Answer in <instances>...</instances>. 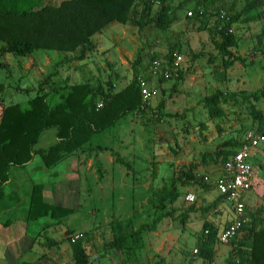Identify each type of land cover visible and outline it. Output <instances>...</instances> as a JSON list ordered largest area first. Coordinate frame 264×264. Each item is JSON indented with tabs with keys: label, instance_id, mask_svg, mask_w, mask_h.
Here are the masks:
<instances>
[{
	"label": "rangeland",
	"instance_id": "rangeland-1",
	"mask_svg": "<svg viewBox=\"0 0 264 264\" xmlns=\"http://www.w3.org/2000/svg\"><path fill=\"white\" fill-rule=\"evenodd\" d=\"M61 1L32 2L55 6ZM193 3L194 0H167V4L173 7L181 4V7L176 12V22L164 33L148 27L138 31L132 26L116 23L108 25L100 34L91 38L95 51L81 62L63 63L54 67L55 63L68 55L45 51L51 57L52 64L46 74L55 72L46 80L44 75H40L39 81H36L33 71L27 73L21 66H13L18 57L15 59L11 55L7 56L8 65L0 67L2 105L24 102L33 95L30 92L27 95L15 93V88H36L43 80L46 81V90L61 85L66 79L69 83L89 84H94L96 80L102 83L109 80L117 92L132 78L131 65L136 53L141 57V64L136 66L137 72L147 78L146 87L151 94L144 102L146 109L142 114H128L106 132L98 134L87 150L70 156L52 168L47 178V182L51 183L47 193L48 201L70 207L74 212L59 223L48 218L31 223L34 232L43 223H48L49 227L45 228L46 238L58 245L47 247L41 236V239L35 237L32 241L16 242L17 247L13 253H18V260H27L30 255L29 258H48L53 264H70L67 239L74 236L78 239L85 235L90 264H124L113 250L103 249L111 239L109 221H128L132 230L141 224H148L152 219L150 201L162 184H167L181 168L190 165L195 166V175L198 177L210 174L207 168L211 164H202L200 155L211 154L223 140L239 139L244 131L255 128L244 113L246 105L240 107L239 114H236L238 107H223L225 116L222 123L216 122L221 129V133H217L215 123L206 121L197 101L214 90L235 92L243 96L261 87L264 82V32H260L264 27V19L243 21L246 17L239 16L231 24L229 32L237 38L236 51L231 52L239 56L241 62L236 61L230 68L223 70L220 56L212 45V40L217 39L211 31L214 17L207 13L200 21L188 19L191 17L187 13L191 12ZM217 3L229 15L238 12L244 4L242 0H217ZM262 10L264 6L258 12ZM173 44L178 45V50L171 55H179L180 62L166 68L161 65L162 69L167 70L165 75L161 69L151 75L147 54L161 56ZM169 71L181 73V80L174 91L171 89L175 79L169 77ZM161 100L164 103L157 120L155 106ZM258 106L264 116V104L258 103ZM174 113L182 114L184 118L164 117L165 114ZM200 123L205 124L206 128L201 133L197 127ZM46 135L51 145L54 142V131L48 130ZM114 158L122 159L128 168L115 163ZM259 160L258 155L249 158L253 165H257ZM261 180V173L256 171L252 180L253 196L260 197L263 188ZM181 192L182 199L185 194L191 193L193 201L179 200L173 206V219H163L154 231L142 234L143 248L136 252L131 264H206L192 251H197L202 240L203 221L213 216L219 229L224 222L222 212L200 211L208 207L210 201H205L203 191L196 184L183 187ZM263 205L264 194L256 202L252 201V205L244 204V208L252 211ZM189 207L191 211H187ZM185 212V220L180 223L179 216ZM9 218L10 215L4 214L1 221ZM66 230L73 231V236L64 235ZM241 236L243 232L239 230L233 241ZM30 241L32 246H28ZM27 246L29 249L33 247V251L17 252ZM233 248L230 242L225 245L216 243L213 246L212 264H224L228 252Z\"/></svg>",
	"mask_w": 264,
	"mask_h": 264
},
{
	"label": "trees",
	"instance_id": "trees-1",
	"mask_svg": "<svg viewBox=\"0 0 264 264\" xmlns=\"http://www.w3.org/2000/svg\"><path fill=\"white\" fill-rule=\"evenodd\" d=\"M33 0H0V58L4 55L23 58L37 51H54L68 56L54 64V67L71 62H81L95 51L91 38L100 34L108 25L116 23L135 27L138 31L145 27L166 32L176 22V12L181 7H173L166 0L140 2L139 0H63L55 6L40 5ZM36 1V0H35ZM242 8L229 15L217 0H194V6L188 19L200 21L209 13L214 17L211 28L213 48L220 56V66L227 70L236 61L241 62L231 50L236 51L237 38L229 32L232 23L239 16L246 17L243 21H259L264 19V0H242ZM220 12L223 15L220 17ZM220 21L223 22L220 25ZM264 32V27L261 33ZM259 36H257V39ZM178 50V45L168 47L165 54H147V65L154 59L160 60L165 67L171 66L172 53ZM264 54V51L262 52ZM141 64L139 53L135 54L132 62V78L121 90L115 92L111 82L104 83L96 80L94 84L86 82H68L43 88L47 78L55 75L52 72L41 81L35 89H23L25 93L33 92V96L22 103L2 105L0 101V201L3 188L10 183L11 169L23 170L37 156L42 167L52 169L69 156L82 153L90 146L91 141L98 135L113 127L128 114L143 113L145 103L141 101L137 77L145 82L147 78L137 72L136 66ZM174 75V76H173ZM174 77V91L181 80L180 71H169V77ZM177 82V83H176ZM239 100V101H238ZM163 101L155 106L157 120ZM258 103L264 104V82L261 87L247 95L214 90L201 97L197 105L205 114L206 121L215 123L217 133L221 129L216 122L222 123L225 116L223 107H238L236 114L241 113L240 107L246 105L244 113L254 125L253 131L264 134V116ZM100 105L97 107V105ZM169 119H183L181 114H165ZM199 133L204 131L205 124H198ZM244 129V126H242ZM47 130H53L55 141L45 149H34L38 137ZM244 131V132H246ZM242 133V135L244 134ZM239 139L228 138L215 146L213 153L200 155L202 164H211L219 168L229 160L240 147ZM201 139H203L201 137ZM114 162L128 168L120 158ZM195 166L181 168L167 184L153 194L151 204V221L141 224L135 230L129 222L111 220L108 223L111 239L103 246L104 250H113L121 258L122 263L131 264L136 252L143 248L142 234L152 232L163 219H173L174 204L181 200V189L193 184L203 188L202 178L195 175ZM206 175V174H205ZM41 183H30L27 192L25 222L33 223L48 218L59 223L71 215L74 209L55 204L44 203L41 199ZM184 199V196H183ZM182 199V200H183ZM223 199L219 196L215 202ZM187 211H191L189 207ZM186 212L179 216L183 223ZM245 225L240 228L243 236L235 242L230 240L234 248L228 252L224 264H264V206L252 211L243 209ZM46 227H43L45 229ZM46 230V229H45ZM208 233L199 243L196 256L210 264L214 258L213 246L217 242V228L208 222L202 223V231ZM73 231L66 230L64 235L73 236ZM47 247L57 246L43 236ZM70 250V264H90L86 253L85 235L72 240L67 239Z\"/></svg>",
	"mask_w": 264,
	"mask_h": 264
},
{
	"label": "crops",
	"instance_id": "crops-1",
	"mask_svg": "<svg viewBox=\"0 0 264 264\" xmlns=\"http://www.w3.org/2000/svg\"><path fill=\"white\" fill-rule=\"evenodd\" d=\"M7 56L8 55H4L3 57H1L3 60L2 62H0L1 68H4L6 65H8L6 61V59H8ZM50 58L51 57L48 56L47 52L37 51V52H33L27 57L18 58V59H16L15 57L16 60L13 63V66L14 67L21 66L22 69L25 70L27 73L28 71H33L36 81H39L40 75H44L46 77L47 75L51 74V73L46 74L47 68L52 67ZM49 70L50 69H48V71ZM45 87L46 85L44 84L43 88ZM23 89H28V88L16 87L14 92L27 95L28 93H25ZM31 89H35V88H31ZM30 93L32 95L34 94L33 92ZM1 99H2V95H0V101ZM47 131L43 132L38 137L34 149H45L48 146H50L49 145L50 143L47 140L48 139L46 135ZM54 141H55V136H54ZM255 155H258L260 158L258 164L257 165H253L251 163L250 164L253 167V176L255 175L256 171H259L262 175L261 183L263 185L262 186L263 188L261 189V195H260L261 197L264 194V174L261 170V164H264V148L259 147L256 148L255 150H252L250 157H253ZM69 158L70 156L67 157L66 159ZM66 159H64L62 162H65ZM207 169L209 170L210 174L219 173V169L213 165H210ZM51 170L52 169H45L44 167H42L37 156H34L23 170L11 169L10 172L11 181L10 183L4 186L2 201H0V264H53L48 258L47 259L43 258L44 260H42L41 256H33L29 258L30 255H28V259L26 258L27 260H24L23 258L24 256H22L23 259L22 261H20L18 260V253L16 254H14L15 252L13 253V250H15V248L17 247L16 242H24V240L26 241L28 239L32 241L35 237L41 239L40 236L43 237L45 234V229H43V227H49L47 226L49 225L48 223H43L42 226L36 232H34L33 228L30 226L31 223L25 222V215H26L27 192L30 183L32 184L41 183L42 184L41 199L44 203L51 204V202L48 201V197H47V193L50 191V185H51V183L47 182V178H49V176L51 175ZM194 172H197L196 169L194 170ZM200 189L201 191H203L202 195L204 193L203 197L205 198V201L209 200L210 205L217 198H219V196L217 195V193L215 192V190L211 185L210 186L205 185L203 188ZM251 193H252V181L249 191L243 196V203L247 204L248 206L252 205V201L256 202V200L260 198L257 197L256 195L253 196ZM210 210H213L214 213L222 212L221 217L223 218L224 221L223 224L218 229L216 227V220L212 218L213 216H209L203 222H208L213 224L217 228V231H219L230 221L231 210L228 204L223 199L217 200L211 209L207 210V207L200 209L202 213H207ZM4 214L10 215L11 219L9 218V220L1 221V217ZM45 219L46 218H43L40 221H43ZM40 231L42 232L41 235L39 234ZM31 241L29 242L28 246H32ZM28 246L19 249V251L17 252H29L30 250L33 251V247H30L29 249Z\"/></svg>",
	"mask_w": 264,
	"mask_h": 264
},
{
	"label": "built area",
	"instance_id": "built-area-1",
	"mask_svg": "<svg viewBox=\"0 0 264 264\" xmlns=\"http://www.w3.org/2000/svg\"><path fill=\"white\" fill-rule=\"evenodd\" d=\"M139 1L152 2L153 0ZM187 15L189 16L190 13L188 12ZM222 15L223 13L220 12V17ZM180 60L181 58L179 55H172L171 65H177ZM161 65L159 60H152L148 68L149 73L154 75L161 69L165 75L167 70L162 69ZM164 68L166 67L164 66ZM137 82L141 101L145 102L151 95L150 91L146 87V82L141 77H137ZM99 106L98 104L97 107ZM259 147L264 148V134L246 131L242 135L239 149L229 160L218 168L219 173L203 175L202 180L213 187L217 195L223 198L231 210L230 221L217 233V242L220 245H225L230 242L244 225L243 196L249 191L253 178V167L249 162V158L252 150ZM193 199L194 197L191 193H187L184 196L186 202H192ZM207 233V230H203L202 236L205 237ZM71 239L74 240L76 237L74 236ZM192 253H196V250H193Z\"/></svg>",
	"mask_w": 264,
	"mask_h": 264
},
{
	"label": "water",
	"instance_id": "water-1",
	"mask_svg": "<svg viewBox=\"0 0 264 264\" xmlns=\"http://www.w3.org/2000/svg\"><path fill=\"white\" fill-rule=\"evenodd\" d=\"M261 170H262V172L264 174V164H261Z\"/></svg>",
	"mask_w": 264,
	"mask_h": 264
}]
</instances>
